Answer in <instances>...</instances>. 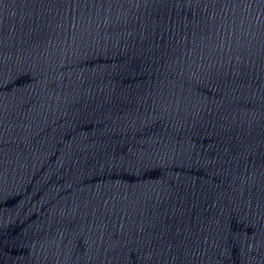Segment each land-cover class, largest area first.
Segmentation results:
<instances>
[{
  "label": "water",
  "instance_id": "water-1",
  "mask_svg": "<svg viewBox=\"0 0 264 264\" xmlns=\"http://www.w3.org/2000/svg\"><path fill=\"white\" fill-rule=\"evenodd\" d=\"M0 264H264V0H0Z\"/></svg>",
  "mask_w": 264,
  "mask_h": 264
}]
</instances>
